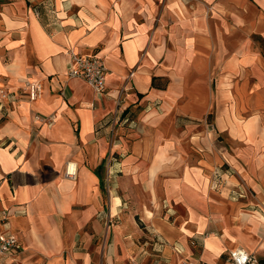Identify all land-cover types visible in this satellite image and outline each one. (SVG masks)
Wrapping results in <instances>:
<instances>
[{
    "label": "crops",
    "instance_id": "0c3cea01",
    "mask_svg": "<svg viewBox=\"0 0 264 264\" xmlns=\"http://www.w3.org/2000/svg\"><path fill=\"white\" fill-rule=\"evenodd\" d=\"M0 88V264H264V0L0 1Z\"/></svg>",
    "mask_w": 264,
    "mask_h": 264
},
{
    "label": "built area",
    "instance_id": "2783aa9c",
    "mask_svg": "<svg viewBox=\"0 0 264 264\" xmlns=\"http://www.w3.org/2000/svg\"><path fill=\"white\" fill-rule=\"evenodd\" d=\"M70 68L67 76L71 79H81L89 85L97 95H102L106 90V77L108 69L104 58L99 55L82 56L74 51L68 53ZM23 93L29 101L35 102L42 96V86L33 81L26 84ZM11 94L7 89L0 88V99L10 100ZM65 177L76 180L78 177V166L70 162L65 167ZM20 244L16 236L0 235V254L10 255L20 250ZM229 264H259L255 257L243 249H235L229 253ZM182 264H193L184 261ZM200 264V263H197Z\"/></svg>",
    "mask_w": 264,
    "mask_h": 264
},
{
    "label": "rangeland",
    "instance_id": "374dc122",
    "mask_svg": "<svg viewBox=\"0 0 264 264\" xmlns=\"http://www.w3.org/2000/svg\"><path fill=\"white\" fill-rule=\"evenodd\" d=\"M0 1H2V3H5V4H12V3H15L17 0H0ZM211 12H212V9H211ZM216 98H217V93L215 92L214 96H213V101L215 102V104H216ZM212 112H214V108H213ZM208 124L211 125L212 120H209ZM164 128H165V131H167L169 127L165 126ZM208 128H209V130L213 131L211 126H208ZM208 128L206 126L204 130L207 132ZM220 139L221 140H219V141L222 142L224 140L223 136H221ZM188 155H189V157L195 158L194 153H192L190 149L188 150ZM189 163H190V161H189ZM209 176L213 178V182L216 184V188H215L216 192L217 193L221 192V190L223 189L222 187H224V182H223L224 180L222 178V175H220L219 172H216V174H210Z\"/></svg>",
    "mask_w": 264,
    "mask_h": 264
},
{
    "label": "trees",
    "instance_id": "16d2710c",
    "mask_svg": "<svg viewBox=\"0 0 264 264\" xmlns=\"http://www.w3.org/2000/svg\"><path fill=\"white\" fill-rule=\"evenodd\" d=\"M159 80H160V79H158V78H156V77L152 79V87H153V88H159V83H158Z\"/></svg>",
    "mask_w": 264,
    "mask_h": 264
}]
</instances>
